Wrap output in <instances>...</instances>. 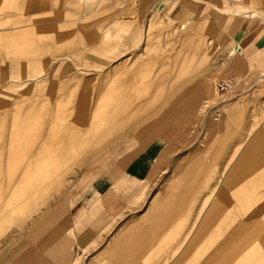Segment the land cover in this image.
<instances>
[{
  "label": "rangeland",
  "instance_id": "374dc122",
  "mask_svg": "<svg viewBox=\"0 0 264 264\" xmlns=\"http://www.w3.org/2000/svg\"><path fill=\"white\" fill-rule=\"evenodd\" d=\"M13 1L16 0H0V3L2 2L0 38L24 40L11 45L0 43V151L3 146L10 143L9 133L13 126L7 118L11 117L10 113L14 112L17 106L22 105V114L33 112L39 117L42 116L41 113L53 110L58 100L70 96L67 123L82 131L91 121L94 109L100 102V95L111 85V66L117 59L122 63L116 67L114 76L126 74V66L133 60L160 58L166 61L168 82L166 99H162V105L172 109L173 112L175 108L177 111L181 109L182 114L166 116L167 152L168 155L172 154V158L168 161L167 171L160 185L156 186L152 194L150 207H146L139 216L143 219L151 213L158 219L161 215V220L164 216L174 220L170 226L162 225L159 230V239L170 237L176 228L175 222L181 219L178 214L180 207H189L190 204L189 198L184 205L176 197L175 202L167 203L172 211L162 207L158 198L164 192V185L166 184L167 189L173 190L174 181L179 176L189 174L193 169L194 179L197 180L200 188L208 173L215 170L222 158V156L218 157V151H233L237 142L247 141L246 133L249 129L261 130L260 127L264 124V93L257 98L253 94V97L246 96L241 99L239 95L244 94L245 91L238 90L235 86L227 100L220 104L216 86L221 81H227L229 77L206 76L208 67H218L229 62L232 43L218 33L213 22L207 20V17L199 19V15L198 17L197 13L192 15L190 9H184L177 15H174L173 11H168L163 15L165 20L161 21L159 26L151 25L152 29L148 30V33H152L159 29L165 34L146 36V44L154 45L155 50L145 51V56L140 57L136 55L137 53H130L128 50V44L133 43V36L130 34L132 28H128L127 18L134 8L135 0H130V4L127 0H103L99 6L97 2L100 0H92L88 3H83L81 0H24L27 3L33 1L42 4L33 16L6 10V4ZM220 2L226 5L224 8L226 13H244L248 8L250 16L264 14V0H220ZM183 5L189 7L185 3ZM157 16L160 15L153 14L152 21ZM81 17L83 18L81 23L73 21ZM91 18L95 19L91 20ZM86 21L88 23L85 24ZM14 24L20 28L9 30L15 27ZM54 29L63 31L62 35L70 38H64L60 42L53 41L52 34L61 35ZM143 38L141 37L140 41ZM25 52L29 55L21 57ZM185 64H191L189 75L175 72L179 71V66L182 70ZM206 80L210 86L207 96L202 89V82ZM144 102L146 101L138 100L134 105L132 103L123 113L126 120L122 126L124 132L117 138L142 137L141 128L143 129L148 120L155 118L133 115L137 111L134 106L137 107ZM216 104H220L221 118L218 121H214L210 111L206 109ZM194 108V113L188 117L187 114ZM18 110L20 111L19 107ZM80 116H85L86 124L79 126L75 121ZM180 122L182 129L176 134L174 128ZM42 126L40 134L44 135L48 128ZM156 133L157 138L163 134ZM88 149V154L75 163L66 176L64 187L53 194L38 213L28 218L23 226L9 227L0 236V264H44L43 261L40 262L41 258L40 261L33 260L30 253L42 248L45 250L48 237L51 238L49 244L53 246V242L58 239L55 236H61V234L50 236V233L57 230L54 225L59 217L55 211L61 205L64 193L73 182L78 170L86 160H89V157L103 150V148L92 149L91 151H96L91 153L90 148ZM261 153L255 155L252 171L247 170L242 174L253 177V179L246 177L242 179L243 193H253L256 197L260 194L259 204L264 202V178L260 180L258 177L264 175V163H260L261 159H259ZM179 159H183L182 167L174 173L173 166ZM16 180L12 178L11 183L14 184ZM249 181H253V186H248ZM244 184L246 185L243 186ZM11 191V188L5 191L6 199ZM230 206L239 207V204ZM139 220L136 217L134 223H130L120 233H126L136 227ZM120 233L117 230L112 240L96 250L103 251L107 245L114 242L115 238L126 235ZM159 242L157 240V246ZM241 252L239 250L234 254L231 264H239L237 261ZM97 264H110V262L98 260Z\"/></svg>",
  "mask_w": 264,
  "mask_h": 264
},
{
  "label": "bare ground",
  "instance_id": "6f19581e",
  "mask_svg": "<svg viewBox=\"0 0 264 264\" xmlns=\"http://www.w3.org/2000/svg\"><path fill=\"white\" fill-rule=\"evenodd\" d=\"M81 1L88 3L92 0ZM101 3L103 0L98 1L97 6ZM41 5L33 1L27 3L16 0L7 3L5 9L33 16ZM244 14L247 18L250 16L248 8ZM82 19L73 21L81 23ZM14 26L9 30L20 28L16 24ZM59 32L61 35L52 34L53 41L70 38L63 36V31ZM22 40L3 37L0 43L11 45ZM27 53L21 57L29 55ZM229 53L232 58L238 56L232 44ZM191 69V64H185L182 73L189 75ZM115 84L108 86L100 95L93 117L82 131L67 123L70 96L58 100L53 110L41 113L39 117L33 112L22 114V105L10 113L11 117L7 118L13 126L9 133L10 143L0 151V236L9 227L23 226L28 218L47 204L53 194L64 187L66 176L74 164L88 154L91 144L106 143L122 136V126L126 123L123 113L134 99L127 98L124 86ZM202 89L207 96L210 92L207 80L202 82ZM194 111L195 108L187 116L190 117ZM75 122L79 126L86 124V118L80 116ZM43 124L48 129L42 136L40 129ZM180 126L181 122L174 128L176 134L182 129ZM260 128L256 131L249 129L246 133L247 141L237 142L233 151L219 150L218 157L222 158L215 170L208 173L200 188L194 179L193 169L174 181L173 190L164 185V192L158 198L162 207L172 211L167 203L172 204L176 197L184 205L189 198L190 204L189 207H180L178 214L181 219L175 222L177 225L170 237L159 239V230L162 225L170 226L174 220L164 216L160 221L150 213L136 227L126 232L125 236L115 238L103 255L109 258L112 256L109 259L112 264H231L234 254L240 250L239 264H264V202L259 204L260 194L256 197L253 193L242 191V179H253L242 174L252 169L255 155L263 152L259 159L260 163H264V124ZM182 163L183 159L175 163L174 173L182 167ZM258 177L261 180L264 175ZM12 178L17 179L14 184L11 183ZM252 182L249 181L248 186H253ZM8 188L12 191L6 199L4 193ZM234 203L239 204V207L230 206ZM62 209L60 206L55 211L59 218ZM58 234L62 235V232L56 230L50 236ZM157 240L160 241L158 246ZM124 252L128 255L122 259L126 255ZM82 262L83 257L79 256L75 264Z\"/></svg>",
  "mask_w": 264,
  "mask_h": 264
},
{
  "label": "crops",
  "instance_id": "0c3cea01",
  "mask_svg": "<svg viewBox=\"0 0 264 264\" xmlns=\"http://www.w3.org/2000/svg\"><path fill=\"white\" fill-rule=\"evenodd\" d=\"M127 3L130 4V0ZM225 6L220 0H135L127 18L133 36L128 50L140 57L145 56V51L155 50L154 45L146 44V36L165 32L156 29L148 33L150 26H159L168 11L177 15L184 9H190L192 15H199V19L207 17L212 21L216 30L236 47L238 53L235 58L229 56V62L222 66L208 67L206 76L229 77L238 90L245 91L239 95L241 99L253 97V94L257 98L264 93V14L247 18L244 13H226ZM153 14L160 16L152 21ZM141 37H144L142 41ZM119 62L117 59L111 66V85L124 86L127 98L134 99L133 105L138 100L146 101L134 106L137 110L134 116L155 118L141 128L142 137L117 138L89 146L91 153L96 151L92 149L103 150L86 160L64 193L58 206L63 208L62 215L54 225L62 235L56 237L58 239L53 246L49 244L51 238L48 237L45 250L42 248L30 253L33 260L41 258L39 261L44 264H75L81 256L82 264L92 260L95 264L98 260L109 261L112 256L103 255L109 245L103 251L96 249L112 240L117 230L120 233L130 223L133 224L136 217L141 222L139 214L150 207L152 194L166 174L168 161L172 158V154L167 152L166 116L182 114L181 109L177 111L175 108L173 112L162 105L168 82L166 61L160 58L133 60L126 66V74L114 76L116 67L122 63ZM179 68L175 72L181 74V66ZM156 132L163 134L157 138ZM124 254L122 259L128 255L127 252Z\"/></svg>",
  "mask_w": 264,
  "mask_h": 264
},
{
  "label": "built area",
  "instance_id": "2783aa9c",
  "mask_svg": "<svg viewBox=\"0 0 264 264\" xmlns=\"http://www.w3.org/2000/svg\"><path fill=\"white\" fill-rule=\"evenodd\" d=\"M216 88H217L218 96L220 97L219 100L221 104L222 102H225L227 100V97L235 89V84L231 80L221 81L217 84ZM220 104L206 107V109L210 111L209 113L214 121H218L221 118L220 110H219Z\"/></svg>",
  "mask_w": 264,
  "mask_h": 264
}]
</instances>
